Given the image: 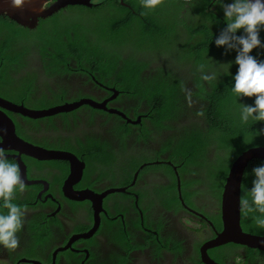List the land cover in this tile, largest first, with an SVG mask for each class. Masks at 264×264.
<instances>
[{
    "label": "flooded vegetation",
    "instance_id": "obj_1",
    "mask_svg": "<svg viewBox=\"0 0 264 264\" xmlns=\"http://www.w3.org/2000/svg\"><path fill=\"white\" fill-rule=\"evenodd\" d=\"M55 1L48 0L43 6L48 7ZM99 4V0H93L92 6H82L95 8ZM39 23L40 21L28 28L34 29ZM181 39L185 41L178 42L176 38L175 43H169L174 46V50L176 46H181L178 59L183 55L193 59L201 55V51H195L191 36H181ZM163 52V48H145L140 52L139 55H142L141 58L146 63L142 72L144 77L157 76L159 60L173 75L183 78L187 87L196 86L192 75L201 77L202 73H211L203 72L196 66H178V61L167 58ZM32 61L37 69H41L42 66L34 55ZM69 64L71 69L61 75L49 78L43 74L37 79L35 86L38 91L31 96L29 102L15 101L16 92L11 85L0 91V97L32 110L49 109L83 98H92L98 103H105V108L98 109L95 117L98 124L82 125L80 119H84L86 113L79 114L77 118L70 117L67 125L61 117L62 113L67 112L32 119L20 113L3 108L2 110L13 120L15 132L21 139L43 149L70 152L84 163L81 178L73 188L78 192L90 190L97 195H104L100 200L103 210L99 212V225L95 230L93 206L97 205V201L75 200L65 193V182L75 172L70 160H40L22 154L21 160L27 179L23 189L18 188V191L13 192L12 200L16 199L17 205L26 204L23 210L25 216L22 228L17 234L18 247L14 250L0 248V264H36L37 261L40 264H197L196 260L199 259L203 262L201 248L223 229L221 207L212 209L213 199L206 198L204 193L200 194L201 189L207 188L203 182L198 183L200 188L194 200H184L177 164L168 153L153 152L163 148L174 129H161L160 135L157 133L153 142L137 140V135L143 133L138 130H131L128 136L123 135L118 129V120L113 117L122 115L110 110L122 112L126 116L122 118L127 122L140 121L136 124L128 122L137 125L146 115L142 112L147 111L148 105L141 102L137 109L139 99L128 97L123 90L117 89L106 79L100 82L96 78L99 73L92 72L91 66L80 67L77 62ZM21 73L19 68L10 70L12 76H19ZM46 81L52 87L61 85L67 90L64 99L58 98L60 104L55 102L44 106L40 103L43 82ZM204 83L208 84L207 81ZM198 106L192 99L190 107ZM85 107L93 108L89 105L79 108ZM91 118L92 115L87 113V119ZM179 121L180 125H176L178 121L172 123L181 127L182 120ZM176 133L178 134L177 130ZM2 142L3 138L0 136V143ZM118 144L129 146L121 148ZM3 150L11 162L15 161L20 172L21 168L14 157L19 152ZM143 150L151 154V157L147 158ZM164 165L176 171L177 194L180 200L170 186L173 180L161 170ZM27 180L36 183L27 184ZM201 203L205 206L202 207ZM37 216L41 217L40 228L47 237L44 241L49 243L36 247L34 236L37 232L33 228L37 229L39 225L27 227L24 221ZM92 228L94 231L91 237H80ZM188 228L197 233L203 232L201 238L190 237ZM69 242H72L71 247L55 253ZM177 242L180 243L179 250L174 249ZM28 247L32 249L30 254L26 251ZM207 252L219 264H252L249 261L254 254L252 248L235 243L211 248ZM34 254L38 257L32 256ZM254 264H264L263 257Z\"/></svg>",
    "mask_w": 264,
    "mask_h": 264
},
{
    "label": "trees",
    "instance_id": "obj_2",
    "mask_svg": "<svg viewBox=\"0 0 264 264\" xmlns=\"http://www.w3.org/2000/svg\"><path fill=\"white\" fill-rule=\"evenodd\" d=\"M99 1L100 4L95 8L69 5L54 15L41 19L34 29L0 15V91L11 85L16 92L15 101L29 102L31 96L38 91L35 82L43 74L49 78L61 75L71 69L70 62H77L80 67L91 66L92 72L99 73L96 78L100 82L106 79L117 89L123 90L128 97L139 99L137 109L141 102L148 105L147 111L142 112L146 115L137 125L113 115L118 120V129L122 134L128 136L131 130L142 131V134L137 135V140L153 142L157 133L160 135L161 129H174L163 148L153 152L168 153L177 164L184 200H194L200 188L198 183L203 182L207 188L201 189L200 194L204 193L206 198L213 199L212 209L219 207L232 163L245 150L264 146V135L255 136L253 131L264 124L239 122L238 105L230 93L229 75V72L235 73L236 66L233 64L228 69L227 65L215 63H228L235 57V52L225 53L211 41L212 35L214 38L224 27L220 0H159L153 9H143L140 0ZM168 10L173 13H166ZM263 31L264 29L260 30V36ZM239 34L238 32L237 35ZM181 36L193 38L195 51H201L198 58L193 59L188 55L177 58L181 53V46H176L174 50V46L169 43H175L176 38L178 42L185 41ZM145 48H163L164 55L178 61V66H196L203 72H215L216 78L208 80L206 85L200 76L192 75L196 86L187 87L184 79L173 75L161 60L158 62L157 76L146 78L142 74L146 63L141 58L142 55H139ZM251 54L257 59H264L263 48L253 49ZM33 55L41 64V69L33 65ZM13 68H19L22 73L12 76L10 70ZM42 88L40 103L44 106L55 102L60 104L58 98L64 99L67 95L65 87H52L49 81L43 82ZM196 97L203 99L204 104L192 108L190 104ZM252 99L254 98H240L237 103L251 104ZM98 112V109L85 107L62 113L61 117L68 125L70 117L77 118L79 114L86 113L84 119H80L82 125L98 124L95 122ZM87 113L92 115L90 120L87 119ZM180 119L181 127L174 126L172 122L178 121L176 125H180ZM118 145L121 148L129 146ZM144 152L147 158L151 157V154ZM261 162L264 160L255 159L249 163L243 177L242 197L246 188L251 187L252 178L247 173ZM161 170L173 180L170 186L179 199L176 171L167 165ZM16 191L18 188L14 190ZM15 201L13 198L12 202L16 203ZM19 205L22 210L26 208L25 203ZM1 211L6 212V209ZM260 215L262 214L255 211L245 213L242 210L243 230L264 235V230L258 229L253 221V217ZM41 222L40 216L24 221L27 227L39 225L37 229L33 228L37 232L34 236L36 247L49 243L44 241L47 237L42 233ZM175 245L176 248H173L179 250L180 243ZM31 250L30 247L26 249L28 254ZM253 250L254 254L249 262L254 264L257 259H264V252ZM32 256L38 257L37 254ZM196 263L204 264L200 259Z\"/></svg>",
    "mask_w": 264,
    "mask_h": 264
},
{
    "label": "clouds",
    "instance_id": "obj_3",
    "mask_svg": "<svg viewBox=\"0 0 264 264\" xmlns=\"http://www.w3.org/2000/svg\"><path fill=\"white\" fill-rule=\"evenodd\" d=\"M11 3L16 6L21 4V0H11ZM158 3L159 0H140L143 9H153ZM220 8L224 27L215 34L214 38L212 35L211 41L225 53L235 52V57L228 63H215L221 66L227 65L228 69L233 64L236 66L235 73L229 72V75L231 76L230 93L235 97V103L238 105L239 122L246 124L252 121L264 124V59H257L251 54L253 49L264 48V41L259 34L260 30L264 29V0H227V2L220 0ZM215 78V72L201 74V79L204 81ZM240 98L254 99L251 104L237 103ZM253 131L255 136L264 135V126ZM247 175L252 178L251 187L246 188L244 196L239 200V207L245 213L255 211L262 214L253 217V221L258 229L264 230V162L252 167ZM23 187L24 182L17 164L11 162L0 147V208L6 209V212L0 211V248L5 250H14L19 244L17 234L22 227L25 209L22 210L19 205L12 202V194L16 188L23 189ZM221 200L222 194L219 207Z\"/></svg>",
    "mask_w": 264,
    "mask_h": 264
},
{
    "label": "water",
    "instance_id": "obj_4",
    "mask_svg": "<svg viewBox=\"0 0 264 264\" xmlns=\"http://www.w3.org/2000/svg\"><path fill=\"white\" fill-rule=\"evenodd\" d=\"M48 0H21V4L13 6L11 0H0V15H4L17 22L22 26L33 27L38 24L41 18H47L55 14L62 8L68 5H84L92 6L93 0H56L48 7L43 8V4ZM83 105H89L96 109L105 108V103H98L92 98H83L81 100L64 103L57 107L32 110L26 108L24 105L14 104L2 97H0V136L3 138V142L0 143V147L3 149H12L19 152V155H15L19 166L21 168L20 175L24 181L27 177L24 173V163L21 160V155L31 156L40 160L51 159H67L73 164L75 172H73L64 185L66 195L75 200L91 199L97 201V205H94L95 210V230L99 225V212L102 211L101 198L104 195H97L90 190H84L78 192L74 190L73 185L77 183L82 175V169L84 163L81 162L78 157L70 152L47 150L21 139L15 132V125L9 116L2 110V108L13 112H20L25 116L37 119L42 117L52 116L56 113L69 112ZM111 112H117L122 117L126 116L117 110H110ZM129 123L136 124L140 121L128 120ZM262 159L264 160V146L251 147L242 152L232 163L228 176L225 181L224 190L222 192L221 200V212L223 229L217 233L216 237L207 242L201 248V258L204 264H219L212 259L208 254V249L226 245L229 243H235L243 245L249 248L258 249L264 251V235L252 234L243 230L241 225V209L239 207V200L242 197V182L244 173L252 160ZM78 167V168H77ZM36 181H28L27 184H34ZM94 228L85 234H81V238H89L93 235ZM69 242L67 246L59 248L55 253L64 251L71 247ZM36 264H40L38 261ZM54 264V263H53Z\"/></svg>",
    "mask_w": 264,
    "mask_h": 264
},
{
    "label": "rangeland",
    "instance_id": "obj_5",
    "mask_svg": "<svg viewBox=\"0 0 264 264\" xmlns=\"http://www.w3.org/2000/svg\"><path fill=\"white\" fill-rule=\"evenodd\" d=\"M166 13H173V11L172 10H168V11H166ZM260 38H261V40L262 41H264V31H263V34L260 36ZM264 49V48H263ZM194 101H195V103L196 104H198V105H201V104H203L204 103V100L203 99H194ZM187 233L189 234V236L191 237V236H199V239L201 238V234L203 233V232H200V233H197L194 229H190V228H188V230H187ZM187 236V235H186Z\"/></svg>",
    "mask_w": 264,
    "mask_h": 264
},
{
    "label": "bare ground",
    "instance_id": "obj_6",
    "mask_svg": "<svg viewBox=\"0 0 264 264\" xmlns=\"http://www.w3.org/2000/svg\"><path fill=\"white\" fill-rule=\"evenodd\" d=\"M32 193V192H31Z\"/></svg>",
    "mask_w": 264,
    "mask_h": 264
}]
</instances>
